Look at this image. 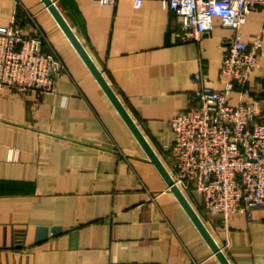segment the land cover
Here are the masks:
<instances>
[{"label": "crops", "instance_id": "crops-1", "mask_svg": "<svg viewBox=\"0 0 264 264\" xmlns=\"http://www.w3.org/2000/svg\"><path fill=\"white\" fill-rule=\"evenodd\" d=\"M54 1L171 170L169 122L196 72L222 88L230 29L216 18L180 42V18L159 0ZM15 15L64 70L42 98L0 90V264H222L45 4L0 0V25ZM259 31L264 41V10H253L243 36ZM251 81L264 82V46ZM186 196L231 264H264V207L225 219Z\"/></svg>", "mask_w": 264, "mask_h": 264}, {"label": "built area", "instance_id": "built-area-1", "mask_svg": "<svg viewBox=\"0 0 264 264\" xmlns=\"http://www.w3.org/2000/svg\"><path fill=\"white\" fill-rule=\"evenodd\" d=\"M111 5L118 0H92ZM140 8L145 0H132ZM180 18V42L200 41L219 18L231 34L219 69L222 88L199 71L189 106L169 124L175 134L170 173L187 195L197 192L210 214L227 218L264 207V82L253 84L264 41L261 31L247 41V14L264 10V0H159ZM43 32H27L15 15L0 25V90L13 88L42 98L57 87L63 63L44 52Z\"/></svg>", "mask_w": 264, "mask_h": 264}, {"label": "water", "instance_id": "water-1", "mask_svg": "<svg viewBox=\"0 0 264 264\" xmlns=\"http://www.w3.org/2000/svg\"><path fill=\"white\" fill-rule=\"evenodd\" d=\"M45 6L49 9L59 26L62 28L74 48L77 50L85 64L88 66L90 71L92 72L93 76L97 80V82L100 84L101 88L104 90L108 98L111 100L135 138L138 140L146 154L148 155L150 161L156 166L158 171L161 173V175L165 178L168 186L173 191V193L176 195L186 212L189 214L190 218L202 234V236L205 238V240L208 242L210 247L212 248L213 252L216 254V256L219 258L222 264H231V262L228 260L227 256L223 252L222 248L219 246V244L216 242L212 234L210 233L209 229L203 222L202 218L198 214V212L195 210L193 205L191 204L190 200L186 196V194L181 190V188L175 183L169 169L165 166L161 158L158 156L152 145L149 143L147 138L145 137L144 133L120 99V97L117 95L111 84L108 82V80L105 78L103 72L98 67L96 62L91 57L88 50L85 48L75 31L72 29L70 24L67 22L65 17L63 16L62 12L56 5L54 0H41Z\"/></svg>", "mask_w": 264, "mask_h": 264}]
</instances>
